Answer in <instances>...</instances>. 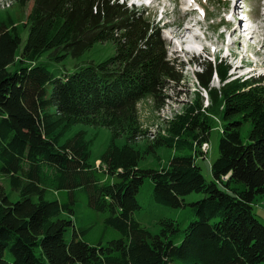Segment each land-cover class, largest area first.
I'll return each instance as SVG.
<instances>
[{
	"label": "trees",
	"instance_id": "trees-1",
	"mask_svg": "<svg viewBox=\"0 0 264 264\" xmlns=\"http://www.w3.org/2000/svg\"><path fill=\"white\" fill-rule=\"evenodd\" d=\"M15 2L19 9L30 2L32 7L24 23L0 12V174L18 194L10 202L0 184V264L264 261V225L252 212L255 198L264 193V91L258 95L252 87L264 78L226 83L218 97L207 85L215 70L224 80L228 66L219 63L213 70L202 64L196 77L207 90L208 110L196 114L195 108H201L197 97L173 127L174 132L183 127L190 144L178 148L184 154L166 167L142 170L141 153L132 146L141 135L137 103L150 96L158 106L167 85L181 80L157 26L120 0ZM104 43L112 44L114 55L99 63L83 62L71 72L51 71L40 61L47 52L56 63L78 59ZM245 86L246 91L240 90ZM218 111L223 122L218 157L211 164L215 181L207 182L195 161L204 157L200 148L208 144L211 116ZM247 120L250 128L243 137ZM77 124L110 130L98 166L89 160L91 141L84 131L68 137ZM119 137L126 141L122 147L114 144ZM145 178L153 183V200L167 207L183 206L190 193L204 194L191 204L194 219L178 245L173 243L179 231L173 220L161 221V232L153 235L133 218ZM49 189L85 191L89 207L108 213L105 224L121 238L96 245L78 239L69 217L73 196L65 203L51 201Z\"/></svg>",
	"mask_w": 264,
	"mask_h": 264
},
{
	"label": "rangeland",
	"instance_id": "rangeland-1",
	"mask_svg": "<svg viewBox=\"0 0 264 264\" xmlns=\"http://www.w3.org/2000/svg\"><path fill=\"white\" fill-rule=\"evenodd\" d=\"M148 1L145 5H148ZM196 1L200 3V9L192 5L190 0H156L149 6H145L144 4L132 6L131 1L120 0V3L123 2L129 10L135 9L140 13L142 12L145 16V20H147L151 26H157L159 34H161V38L165 43L167 57L181 74L180 82L172 83L168 81L170 84L167 85L162 94L164 100L158 106L150 96L143 97L137 103L136 108L141 125V135L132 143V146L141 153L138 168L142 170H157L166 167L173 157L184 154L179 151L178 148L188 147L191 142L190 134L184 131L183 127L180 128L178 132H174L173 127L178 126L180 117L193 106L192 102L195 101V98L198 100L197 97H199V102L201 103L200 110L197 111L196 108L194 110L198 112L196 114L204 113V110L207 109L205 107V98L208 99V107L210 105L208 95L203 93L200 89L201 87L199 88L194 82L191 73L192 65L194 62L200 66L202 64H211L214 70V66L219 63L216 61L213 64L206 60L205 54L196 49L197 46H203L205 51H207V49L209 50L210 46L213 45L222 49V47L225 46V40H228L230 41L228 45L229 50L232 51L235 56H242L243 62L255 65L257 68L260 67V74L264 73V46L260 50V45L262 43L264 44V29H259V25L264 26V0H240L238 3L239 10H241L244 5L249 8V11L252 10L249 19H255V21L258 19V32L263 36L262 42L260 36L253 35V32H249L250 35H253V40L251 37L252 41L250 40V42H248L240 36V31L235 34L232 30H229L233 26L239 25L237 22L234 25L230 22L228 14L232 10L230 0ZM31 7V2L23 9H19L15 0H0V12L4 13L7 11L14 16L17 21H22V23L25 22ZM146 8L147 11L145 10ZM239 10L237 11L238 13ZM22 23H19V28L22 26ZM254 26H256V24H254ZM21 36L24 40L26 34L22 33ZM238 37L241 39L239 40ZM256 42L261 43L258 46ZM240 43L242 45H240ZM112 55H114L112 44L104 43L95 44L78 59L67 57L65 60L56 63L47 59V52L42 56L40 61L51 71H54L55 68L63 71V68H66L68 72H71L74 70L75 66L81 65L83 62L99 63ZM224 60L225 62H223L222 66L233 65L232 61L228 60V58H224ZM14 68L15 66L12 65L8 70L13 71ZM228 76L227 71L224 80L227 79ZM223 82L217 83L213 73L207 85V90L211 88L215 89L217 91V96L220 97V89L226 84ZM245 88H247V86L242 87L240 90ZM252 89L256 90L255 94L260 95L261 91H264V80L260 85L252 87ZM244 91H246V89ZM218 102L219 100L217 103ZM211 118L212 129L208 137V146L205 152L202 150L204 152V157H198L195 161L200 167L201 174L207 182L215 181L211 173V164L218 157V141L221 135V126L223 122L219 111L213 113ZM249 128L250 124L247 120L244 122L242 128L243 137L246 136ZM78 131H84L86 133V139L91 141L89 160L91 163H95V166H98L100 164L98 158L110 144V130L102 127L77 124L71 128L68 137ZM125 143L124 137H119L114 140V144L117 147H122ZM156 144L158 146H156ZM149 149L153 150V152L146 153ZM0 184L4 188L10 202L18 200V194L11 190L8 178L3 177L1 174ZM218 186L222 187L219 183ZM152 190V181L149 178H145L136 195L139 209L135 210L133 218L153 235L161 232V221L173 220L179 228L178 233L173 237V243L178 245L182 240L183 230L188 223L194 219V208L191 204L202 199L204 194L195 192L190 193L183 197V206L172 208L156 203L152 197ZM71 195L74 200V204L71 205L73 215L68 216L72 220L74 230L78 233V239L90 245H96L98 243L106 244L108 241L121 238L118 231L105 224L108 213L98 212L89 207L85 191L77 190L68 193L66 191H54L49 189L46 192V198L48 200H57L61 203L70 200ZM252 207L254 217L264 225V193L255 198ZM72 231L73 229L71 228L70 231L67 232V236H70ZM170 264L181 263L176 260ZM259 264H264V261Z\"/></svg>",
	"mask_w": 264,
	"mask_h": 264
},
{
	"label": "bare ground",
	"instance_id": "bare-ground-1",
	"mask_svg": "<svg viewBox=\"0 0 264 264\" xmlns=\"http://www.w3.org/2000/svg\"><path fill=\"white\" fill-rule=\"evenodd\" d=\"M240 0H235V8H234V14H233V17L235 16V14H236V12H237V10L239 9V6H238V4H237V2H239ZM190 12H193V11H191V10H189ZM236 22H231V24H235ZM239 25H236V26H233L231 29H229V30H232V32L233 33H238L239 31H240V26H241V24L239 23V22H237ZM170 27H171V25H170ZM260 28H263L264 29V26L262 25V26H260L259 25V29ZM234 29H235V31H234ZM252 34H254V32L252 33ZM238 39L240 40L241 38L240 37H238ZM237 39V40H238ZM236 40V41H237ZM251 40V37H250V39H249V41ZM238 43H239V41H238ZM240 45H242L241 43H240ZM264 46V44L262 43L261 45H260V50L262 49V47ZM202 48H203V46H201ZM183 51H186V50H184V49H182ZM203 50H205L204 48H203ZM235 55V54H234ZM241 60H243V58L241 59ZM235 71H237V69L235 70ZM234 71V72H235Z\"/></svg>",
	"mask_w": 264,
	"mask_h": 264
},
{
	"label": "built area",
	"instance_id": "built-area-1",
	"mask_svg": "<svg viewBox=\"0 0 264 264\" xmlns=\"http://www.w3.org/2000/svg\"><path fill=\"white\" fill-rule=\"evenodd\" d=\"M207 146H208V144H203V145L201 146V151L203 150V151L205 152ZM203 151H202V152H203ZM204 152H203V153H204Z\"/></svg>",
	"mask_w": 264,
	"mask_h": 264
}]
</instances>
